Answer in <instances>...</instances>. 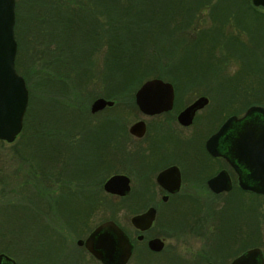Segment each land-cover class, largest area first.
<instances>
[{"label": "rangeland", "instance_id": "374dc122", "mask_svg": "<svg viewBox=\"0 0 264 264\" xmlns=\"http://www.w3.org/2000/svg\"><path fill=\"white\" fill-rule=\"evenodd\" d=\"M51 1L62 3L61 0H18L16 5L17 35L21 42L17 52V67L27 79L31 115L25 129L23 127L12 142L0 139V252L12 256L18 264H100L79 247L76 240L86 235V227H94L109 217L130 229L128 219L139 209L136 208L138 204L135 202L137 199L135 193L124 197L113 195L103 188L105 179L117 172L128 173L132 177L133 187L137 186L140 180L135 171L134 173L124 170L125 163L122 162L120 148L123 142L128 143V139L131 138L128 132L122 137V130L127 123V131L129 124L135 119L128 105H132L133 94L138 86L133 88V84H127L123 87L122 93L116 96L118 99L112 100L115 101L113 106H106L101 109L102 111L90 114L92 102L99 96L105 98L109 94L111 85L109 86L108 82L111 79L94 77L86 88L84 84L81 86L79 84L85 79L83 73L85 67L89 68L86 65L88 61L92 67L101 66L107 61L106 36L103 35L104 30L97 25L102 22L105 27L108 26L110 10L103 7L102 18L98 13L95 19L92 18V21L98 22L93 26L95 37L90 43L89 41L83 43V50L88 52V55L85 52L83 56L82 54L79 56L71 53L70 47L66 45V42L72 44L76 40L72 38L70 41L65 40L60 27L53 26L49 20L47 9L53 5ZM94 4L98 10L99 3ZM257 8L263 11L259 13L264 19V9ZM88 22H91V18ZM67 34L69 33L65 36ZM101 35L104 36V46L101 45ZM148 36L145 53L139 62H148L146 63L148 67L153 66L151 71H160L166 64L165 60L158 53H154L156 51L153 50V37L151 34ZM240 36L245 42L242 48L248 52V56L237 53L240 46H226L214 52L218 59L213 64L196 68L194 77L179 74V77L171 79L176 83L178 101L207 92L212 95L213 105L208 106L205 113L210 109H216L221 117L233 110H240L251 101L259 102L255 104H264V32L259 36L254 34L252 39L244 33ZM138 46L133 49L135 53L141 48ZM249 59L252 62L250 65ZM250 69L254 71L250 72ZM256 73L258 75L255 76ZM57 74L60 76L55 77ZM149 78L152 77L145 79ZM127 80L130 79H124ZM138 80L135 79L132 83ZM45 81L47 83L49 81L47 86H43ZM65 90L67 92H63ZM73 94L77 99L83 100L88 107L86 123L82 119L77 125L75 120L78 119L79 109L74 103L72 106L67 105V102L70 103L71 99H74ZM47 99H51V104ZM57 99L69 107L61 122L58 121L53 106L55 105L53 101ZM46 101L51 105L48 109L50 112H42L43 119L35 121L33 116L36 109ZM41 111H44L43 107ZM83 127L85 132H82ZM47 130L51 131L47 133ZM89 134L91 136L89 141L84 140L81 143V139ZM102 134L106 135L104 140ZM55 135L61 136L65 141L66 138L71 139L72 143L71 148L67 147L70 156L61 160L60 172L57 170L59 165L54 168V156L51 154L52 150L48 148L55 143L53 140ZM42 137H49L50 142L47 143L49 139L41 142ZM103 142L108 145L110 152L111 147L112 152H116L111 163L107 160L110 164L102 161L105 158ZM132 148L130 145V149ZM94 159L99 161L97 162L99 168L105 164L104 168L98 171L90 170L88 164L93 163ZM38 162L46 164L45 173H40L42 169L39 168ZM231 199L222 197L214 203L216 206L214 210L231 208L233 206ZM157 200L162 204L159 197ZM251 204L252 228L254 223V228L259 227L262 232L260 237H253V243L264 249V196H253ZM167 205L164 204L162 208L164 213L157 219V225L158 229L163 227L168 233L169 248L167 247L160 255L148 256H141L143 250L139 249L137 254L132 255L128 264L145 262L171 264L170 258L176 254L181 258L178 264H194L193 258L197 259L199 256L201 264H205L207 259H202V255L209 256L214 262L211 253L208 252L211 245L208 239L205 238L202 242L201 239L190 236L191 233L186 229L187 223L192 221L189 209L167 208ZM231 217L230 211L218 216L222 221L219 220L221 231L216 243L219 250L224 253L230 248L234 251H228L231 253L225 255L222 253L221 260L216 264H228L236 254L235 251L245 245L242 243L235 248L229 246L228 241L234 231L231 221L228 220ZM50 236L51 239H47Z\"/></svg>", "mask_w": 264, "mask_h": 264}, {"label": "flooded vegetation", "instance_id": "af4514ba", "mask_svg": "<svg viewBox=\"0 0 264 264\" xmlns=\"http://www.w3.org/2000/svg\"><path fill=\"white\" fill-rule=\"evenodd\" d=\"M17 2L18 0H15V23ZM146 80L148 79L143 80V82ZM163 80L171 83L173 86L174 96L171 108L151 114L143 112L135 100V93L142 85V82L134 91L132 105H128V108L132 109L135 119L129 124L127 131V123H125L122 130V137L125 136L127 132L128 136L131 137L128 139V143L123 142L120 147L121 159L122 162L124 161L125 163L124 170L131 172L135 171L140 178L137 186L133 187L132 177L128 173L117 172L129 178L130 189L124 197L131 193H135L137 195L135 202L138 204L136 208H139L128 219L131 226L130 229L123 227L114 220L126 233L132 245L131 254L125 264L129 263L132 255L135 253L137 254L139 249L143 250V255L141 256L160 255L170 246L168 233L165 232L163 227L162 229H158L157 225V219L164 213V211H162L164 204H168L167 208L189 209L188 213L192 221L187 223L186 229L191 233L190 236L197 237L201 239L202 242L204 241L203 239L207 238L211 244L208 252L209 254L211 253L214 262L210 260L211 258L209 256L202 255V259H207L205 264H216L221 260L222 253L225 255L226 253L229 254L234 251L230 248L224 253L219 250L216 243L221 231V222H219L220 219L218 216L227 211L231 212L232 217L228 220L231 221L234 228V231L230 235V240L228 241L229 246L235 248L236 245L238 247L239 244H245L241 249L238 251L236 250L237 252L235 251L236 254L228 264L237 256L254 247L260 248L264 264L263 247L253 243V237H260L262 232L259 227L254 228V223L252 228L253 215L251 213L253 196H264V194L256 193L241 187L239 185V172L237 168L224 155H214L207 148L208 139L219 130L227 118L232 115H235L237 118L242 117L247 108L253 104H247L238 111L233 110L224 117L219 116L216 109H210L208 113H205V109L213 105L212 95L204 92L197 96H195V94L192 98L186 100L180 99V101H178L176 85L170 80ZM199 97H206V102L202 107L195 110L190 123H181L178 119L179 114ZM114 104L115 101H113V105ZM258 105L264 106V104ZM90 114H93L91 110ZM104 123L105 122H103V124ZM136 123L142 126V129H140L137 134H133L130 132V127ZM231 133L229 135H231ZM105 137L106 135L102 134L103 140ZM130 145L133 146L132 149H130ZM217 145L220 148V152H222V150L227 152L228 142L219 139ZM102 147L104 148L105 155L102 161L105 162L109 156V148L104 142ZM55 157L54 168L56 165H59L57 170L60 172L61 160L63 158L61 159V157L59 158L58 156ZM67 164L69 163L67 162ZM38 166L42 169L40 173L46 172L45 163L38 162ZM164 171H166V173L163 175L162 181H159L158 176ZM219 174L220 178L210 184V181ZM158 197L162 204L158 202ZM222 197H231V204L233 206L231 208L224 207L214 210V208H216L214 203L219 201ZM231 204L229 203V205ZM250 204L251 206L248 207ZM150 207L155 209L154 219L151 225L144 229L135 227L131 222V217L145 212ZM211 208H213L212 211ZM166 213L167 211L165 214ZM242 214L244 219L242 218ZM88 216L89 214H87V218ZM108 219L109 218H106L98 222L94 227H86V235L76 240V244L83 248L85 252L100 264L104 263L93 256L85 245L78 241H85L96 226ZM47 239H51V236ZM152 239H158L156 248L149 244ZM44 240L46 242L48 241L46 239ZM1 256H3V258L6 256L7 259H12L18 264L12 256L5 252H0V257ZM44 256L46 257L45 254ZM193 260H195L194 264H201L200 256L197 259L196 257L193 258ZM173 262L178 264L181 262V258L177 256V254L173 255L170 258V263L173 264Z\"/></svg>", "mask_w": 264, "mask_h": 264}, {"label": "trees", "instance_id": "16d2710c", "mask_svg": "<svg viewBox=\"0 0 264 264\" xmlns=\"http://www.w3.org/2000/svg\"><path fill=\"white\" fill-rule=\"evenodd\" d=\"M61 1V4L51 1L53 5L51 4V7L47 9V14L50 17L49 20L53 23L52 25L60 27L59 29L64 33L63 36L65 40L70 41V38L76 40V42L72 44L66 42V45L70 47L71 53H75L79 56L81 54L83 56L86 52L83 50V43L88 41L90 43L95 37L93 26L97 25L98 22L92 21V18L94 17L95 19L96 13H98L99 16L101 15L100 18H102V10L104 8L110 10L108 11L110 22H107L108 26L106 25L108 29L102 22L97 25L101 30H104L103 35L106 36L107 61L101 66L95 65L94 67H92L88 61L86 65L89 66V68L85 67L86 69L83 73L86 80L84 79L79 84V86L84 84L83 86L86 88L94 77L98 79L104 77L110 78L111 80L108 82V85H111V90L109 94L106 96L104 95L105 98L109 100L118 99L116 96L122 93L123 87L127 84H133V88H135L148 77H161L169 80L177 78L180 75L184 77H194V73L197 71L196 68L198 69V67L203 65L213 64L214 61L218 59L214 55V52L226 46H240L237 53L248 56V52H245L242 48L245 42H243V38H241L240 34L244 33L252 39L254 34L259 36L264 32V19L260 17L261 14L259 13L263 11L254 6L251 0ZM94 3H99L98 5L100 7H97L99 11L95 9L96 5ZM91 6L93 7L91 8ZM89 18H91V22H88ZM16 25L17 20L15 23V37L17 40L18 52L21 42L20 37L17 35ZM66 33L69 34L65 36ZM148 34H151L153 37V50L156 51L154 53H158L166 63L162 66L163 68L160 71H151L153 66L148 67L146 64L148 62H139V59L142 58L143 53H145L144 48L147 41L146 39L149 37ZM103 35H101V45L104 46ZM238 42L240 44H238ZM137 44L141 46V48H138L137 53H135L133 49L138 46ZM88 47L90 48V44H88ZM17 52L15 67L19 72V68L17 67ZM86 55H88V52H86ZM248 63V65L252 64L251 59H249ZM252 69H250V72L254 71ZM256 69H258L257 64ZM21 75L24 77L27 85L26 76L23 75V73ZM256 75H258V73H256L255 76ZM59 76L58 74L55 75V77ZM116 79L120 80L117 81ZM124 79L130 80L124 81ZM135 79L139 80L132 83ZM48 83L47 81L43 82V86H47ZM173 83L176 85L175 81ZM67 90L63 92H67ZM64 94L66 95L67 93ZM72 98L74 99H71L70 103L67 102V105L72 106L74 103L79 109V115L77 114L78 119H74L76 124L79 125L82 119H84L86 123L85 119L89 112L87 105L83 100L77 99L75 94L72 95ZM50 100L51 99H47L51 104L52 101ZM46 102H43V105L38 106V109H36L33 116L35 121L41 118L43 119V113L50 112L48 109L51 105ZM53 103L55 104L53 105L54 111L57 113L56 117L59 119L58 121L61 122L65 111H69V107L60 99L53 101ZM251 103L255 104L259 102H249V104ZM42 107L44 111H41ZM30 115L31 100H28V107L25 112L23 123L24 129ZM50 131L51 130H47V133ZM82 132H85L84 127ZM38 137L40 141L39 134ZM90 138V134L83 137L81 143H83L84 140L89 141ZM45 139H49L47 143L50 142L49 137H42L41 142ZM53 140L55 143L52 144L51 147H48L52 150L51 154L54 156L53 159L56 158L55 156L61 157V159L69 157L70 153L67 147L71 148V139L68 140V138H66L65 141L61 136L57 137L55 135ZM112 149L111 147V152L109 151L107 159L110 163L112 162L114 154H116V152H112ZM107 160L106 162L109 163ZM93 161V163L88 164L90 170L93 169L98 171L104 168L105 164L99 168L97 164L99 161L97 159ZM109 218L113 219V217Z\"/></svg>", "mask_w": 264, "mask_h": 264}, {"label": "water", "instance_id": "95a60500", "mask_svg": "<svg viewBox=\"0 0 264 264\" xmlns=\"http://www.w3.org/2000/svg\"><path fill=\"white\" fill-rule=\"evenodd\" d=\"M254 6L264 8V0H251ZM15 0H0V139L12 142L20 133L28 104V89L24 77L15 67L17 41L14 34ZM173 86L161 78L153 77L142 83L135 93L139 108L148 114L170 109L173 101ZM206 97H199L179 114V121L190 123L196 109L203 106ZM113 101L96 98L90 110L96 112ZM142 129L138 123L130 127L137 134ZM232 131V133H231ZM231 133V135H229ZM228 142L227 152H220L218 140ZM208 150L214 155H224L239 172V185L256 193L264 194V106L251 105L244 115L227 118L219 130L207 141ZM236 159V160H235ZM164 171L158 176L162 181ZM220 178L214 177L210 184ZM106 192L124 196L129 192V178L113 174L103 183ZM155 209L148 208L131 217L135 227L147 228L154 219ZM158 239L149 244L156 248ZM83 243L87 250L104 264H125L131 254L132 245L126 233L114 220L108 219L96 226ZM0 264H16L6 256L0 257ZM230 264H263L260 248H251L237 256Z\"/></svg>", "mask_w": 264, "mask_h": 264}]
</instances>
